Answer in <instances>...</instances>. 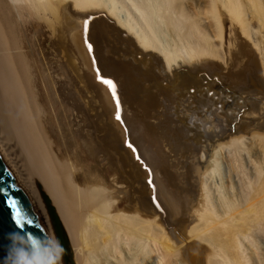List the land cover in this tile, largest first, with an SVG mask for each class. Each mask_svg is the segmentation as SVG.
Wrapping results in <instances>:
<instances>
[{"label": "bare ground", "instance_id": "1", "mask_svg": "<svg viewBox=\"0 0 264 264\" xmlns=\"http://www.w3.org/2000/svg\"><path fill=\"white\" fill-rule=\"evenodd\" d=\"M201 72L255 118L196 97L194 133ZM263 111L264 0H0V149L62 264H264Z\"/></svg>", "mask_w": 264, "mask_h": 264}, {"label": "water", "instance_id": "2", "mask_svg": "<svg viewBox=\"0 0 264 264\" xmlns=\"http://www.w3.org/2000/svg\"><path fill=\"white\" fill-rule=\"evenodd\" d=\"M88 71L92 80L102 85L112 107L110 110L112 122L123 132L124 123L117 115V103L115 100L116 95L120 106H122V95L116 82L113 78L101 76L100 70L91 65ZM104 80L112 81L115 86V95L111 87L103 82ZM124 129L126 130L125 127ZM124 141L126 142L123 137L122 142ZM137 160L142 163L140 158H137ZM144 170L147 171L145 168ZM17 211L20 213L22 220H29L31 218V224H25L23 226L24 231L33 233L36 236H40L44 232L43 225L31 198L0 149V264H4V260L8 254V247L10 245L8 235L21 230L13 220V216Z\"/></svg>", "mask_w": 264, "mask_h": 264}, {"label": "rangeland", "instance_id": "3", "mask_svg": "<svg viewBox=\"0 0 264 264\" xmlns=\"http://www.w3.org/2000/svg\"><path fill=\"white\" fill-rule=\"evenodd\" d=\"M211 37H212V40L214 41L215 39L213 38V36H211ZM139 56H140V57H139ZM138 58H139L141 61L143 60L142 57H141V55H138ZM134 60H135V59H134ZM143 61H144V60H143ZM147 61H148V60L144 61V63H143V66H144V67H142V68H146L145 65H146V63H148ZM145 62H146V63H145ZM180 67H181L182 69H181ZM179 68H180V69H179ZM179 68H177V66H176V67L174 68L175 72H173V71H174V70H173V71H172L173 73L171 72V74H174V73H175V74H179V75H180V73H181V75H189V74H190L189 72H187V70H189L188 67L186 68V66H179ZM185 68H186V70H185ZM183 69H184V70H183ZM179 70H180V72H179ZM177 71H178V72H177ZM181 71H182V72L184 71V72H183L184 74H182ZM185 71H186V73H185ZM197 74H199V76H198ZM208 76H209V74H208ZM208 76H207V77H208ZM195 77H196L197 79H199L200 82H203L202 85H203V87H205V90H204L205 93L203 92L204 95H203V94L201 95V93H199L200 91L198 92V90L195 89V88H193V87L190 88V89H188V90L184 89V90H186V91H185V95H186L187 97L185 96L186 99H185L184 97H181V100H183V103H182V106L179 107V109H177V113H179L178 116H179L181 119H188V120H190V119L192 120V119H194V118H195L196 120L198 119V124L201 123V124H200L201 128H200V127L198 128V127H196V126H197L196 124H195V125L193 124V121H194V120H193V121H190L191 123L188 122V123L191 125V127L193 128V131H195V129H197V130L194 132V133L197 132L196 134H202V132H203V134H204V133H207L208 131H210V132H208V133H212V131H214V132H215V131H219V129L217 130V129H215L214 127H211L212 125H209L210 127L207 125V126H208V127H207L208 130L206 129V127L204 128V127H203L204 125L202 126V122H199L200 119L198 118V116L195 117V115H194L192 112H190V111H186L187 106L184 107V104H186V103H188V102H192L193 99L196 98V97H203V96L205 97V96L207 95V97H209V98H213V100H214L215 102H218L216 105L214 104V106H213V112L216 113V114H217V113H218V114L220 113V114L222 115V114L225 113V112L223 111V108H225V107L227 108V106L233 108V107H234L233 105H235V107H236L237 104H235V103H236L237 101H235V100H234L235 98H233V97H234V96L236 97L237 95H234V94H233V97H231L232 94H231V92H230L229 89H227V90H226V89H223V90L220 89L221 91L215 89V92H214V88H213V90H210V91L208 92V90H206V88L208 87V85L210 84V82H209V80H208L207 78H204V77H205V76H204V72H203V75H202V72H201V73H196ZM198 77H199V78H198ZM201 77H202V78H201ZM210 77H211V76H209L208 78H210ZM200 79H202V80H200ZM167 84H168L167 81H163V85H164V87H165V86H167V87L169 86L168 89L172 90V87H171L170 85H167ZM174 87H175V89L180 90V92H181V89H183L182 86H181V85H178V84H175ZM207 89H209V87H208ZM216 91H218L219 93L216 92ZM197 92H198V93H197ZM207 93H208V94H207ZM218 94H219V95H218ZM226 95H227L228 97H230V98H228L229 100H228V99L225 100V99H226V97H225ZM188 96H189V98H188ZM191 97H192V98H191ZM238 97H239V96H237L236 98L238 99ZM187 98H188V99H187ZM260 98L262 99V97H260ZM221 99H222V100H221ZM189 100H192V101H189ZM223 100H225V101H223ZM239 100L242 101L243 99H239ZM184 101H185L186 103H184ZM187 101H188V102H187ZM226 101H229L228 103H229L231 106H229V104L226 103ZM241 101L238 102L239 105H240L241 103H242V104L244 103V102H243L244 100H243L242 102H241ZM219 102H221V103L224 102V103H225V104L223 103L224 106H223V104H221V103H219ZM234 102H235V103H234ZM231 103H232V104H231ZM226 105H227V106H226ZM244 105H245V104H244ZM238 107H239V106H237V108H233V110H234V109L236 110V111H235V110H234V111H235V114L238 115V117L241 118V117L243 116L245 119H248V120H251V118H252V119L255 118V117H253V116L249 117V116H247V115L245 114V113L248 111V110H247V108H248L247 105H246V108H243V107L241 108L242 111H241ZM244 107H245V106H244ZM237 109L239 110V112L237 111ZM243 109H244V110H243ZM245 109H246L247 111H246ZM216 110H217V111H216ZM184 111H185V112H184ZM220 111H221V112H220ZM245 111H246V112H245ZM173 112H174V111H173ZM222 112H223V113H222ZM236 112H237V113H236ZM243 112H245V113H243ZM174 113H175V112H174ZM229 113H230L229 115H231V114L233 113V111H230ZM206 114L209 115L210 113L208 112V113H206ZM216 114H215V115H216ZM240 114H241V116H240ZM245 115H246V116H245ZM262 115L264 116V111H263ZM222 116H223V115H222ZM243 117H242V118H243ZM248 117H249V118H248ZM244 118H243V119H244ZM245 119H244V120H245ZM239 121H240V120L238 119V122H239ZM196 123H197V122H196ZM212 124H213V122H212ZM192 128H191V129H192ZM199 129H200L201 131H200ZM205 129H206L207 132L205 131ZM210 129H211V130H210ZM212 129H213V130H212ZM193 131H192V133H193ZM199 131H200V133H199ZM190 134H191V133H189V135H190ZM190 136H194V134H193V135L191 134ZM202 140H203V142H201V143L205 144V143H206V142H204L205 139L203 138ZM205 141H206V140H205ZM209 159H210V157H209V153H208V152H203V151L200 152V160H201V163H206L207 161H209ZM221 167H222V169H221L220 172H222L221 175L224 174V175H223V177H224V176H225V173H226V169L224 168V163H221ZM148 169H149V168H148ZM224 178H225V177H224ZM151 182H152V178H151V177L147 178V183H151ZM153 182H154V179H153ZM151 184H152V183H151ZM227 184H228L227 182H225V184H224V185H226V186L224 187L225 190L228 188V187H227ZM212 191L215 193V190H214V189H212ZM226 191H227V190H226ZM227 192H228V191H227ZM228 193H229V192H228ZM155 197H156V198H155ZM157 198L159 199L157 193H156V195L153 194V193L151 194V199L153 200V202H154V201H157V200H156ZM182 219H184V220L186 221V217H183ZM250 251H253V250L250 249Z\"/></svg>", "mask_w": 264, "mask_h": 264}, {"label": "clouds", "instance_id": "4", "mask_svg": "<svg viewBox=\"0 0 264 264\" xmlns=\"http://www.w3.org/2000/svg\"><path fill=\"white\" fill-rule=\"evenodd\" d=\"M29 220L16 223L20 231L10 233V245L4 264H62L64 248L59 240L47 231L40 236L23 230Z\"/></svg>", "mask_w": 264, "mask_h": 264}, {"label": "snow or ice", "instance_id": "5", "mask_svg": "<svg viewBox=\"0 0 264 264\" xmlns=\"http://www.w3.org/2000/svg\"><path fill=\"white\" fill-rule=\"evenodd\" d=\"M88 48H89V50H91V45L90 44L88 45ZM103 82L105 84L109 85L110 87H112L113 91H114V87L115 86L112 84V81L104 80ZM13 219L16 221V223H20L22 221V218H21L20 213L18 211L14 214Z\"/></svg>", "mask_w": 264, "mask_h": 264}]
</instances>
